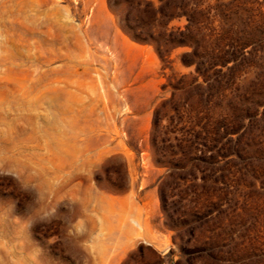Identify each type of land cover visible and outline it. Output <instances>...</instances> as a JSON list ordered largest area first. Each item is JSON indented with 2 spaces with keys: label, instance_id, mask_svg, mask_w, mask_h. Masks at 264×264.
<instances>
[{
  "label": "rangeland",
  "instance_id": "1",
  "mask_svg": "<svg viewBox=\"0 0 264 264\" xmlns=\"http://www.w3.org/2000/svg\"><path fill=\"white\" fill-rule=\"evenodd\" d=\"M232 1L184 4L218 28ZM187 23L173 0H0V264H264L261 182L223 185Z\"/></svg>",
  "mask_w": 264,
  "mask_h": 264
},
{
  "label": "trees",
  "instance_id": "2",
  "mask_svg": "<svg viewBox=\"0 0 264 264\" xmlns=\"http://www.w3.org/2000/svg\"><path fill=\"white\" fill-rule=\"evenodd\" d=\"M173 1L180 3L181 14L186 16L188 23L183 32H177L181 38L172 39V42H185L190 46L191 50L186 54L195 63L196 72L203 77L201 85L206 94L205 104L217 109L219 120L215 128L206 131L204 140L214 142L210 146L212 149L220 144L215 153L224 163L223 185L229 188V183L235 180L236 185L233 183L232 188L235 193L241 191L237 178L239 181L242 177L257 178L261 182L257 191L264 193V167L253 164L254 160L264 163V150L261 148L264 141V110L257 116L258 106L264 102V14L260 9L261 3H257L260 16L256 18L253 15L256 0H233L219 10L226 19H221L216 28L213 20L218 13L210 16L209 8L202 11L200 3L188 8L185 0ZM234 12L239 13L240 17H229ZM192 31H195V35H192ZM133 38L142 40L137 35H133ZM154 44L158 56L164 60L165 51L157 43ZM252 66L258 67L260 73H256L248 84L235 86L239 73ZM225 99L226 105H221ZM155 126L153 145L156 144ZM204 146L206 150L209 148ZM206 159H212V156ZM246 198L243 203H247Z\"/></svg>",
  "mask_w": 264,
  "mask_h": 264
}]
</instances>
